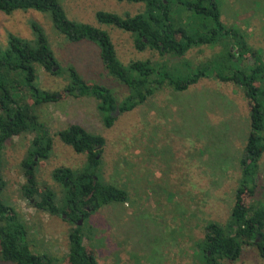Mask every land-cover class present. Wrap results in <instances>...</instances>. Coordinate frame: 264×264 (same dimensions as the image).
<instances>
[{"label":"rangeland","instance_id":"obj_1","mask_svg":"<svg viewBox=\"0 0 264 264\" xmlns=\"http://www.w3.org/2000/svg\"><path fill=\"white\" fill-rule=\"evenodd\" d=\"M59 1L69 19L106 31L124 65L150 58L159 67L174 70V75L177 70L196 72L203 67H208V73L183 91L162 87L133 109L115 113L110 127H105L103 114L93 97L66 96L35 104L30 91L25 90L24 100L40 115L52 135L48 157L36 165V178L42 190L48 187L53 191L60 211L51 214L36 209L20 192L25 180L20 161L32 133L13 136L1 146L0 168L6 182L3 201L15 208L28 227L25 240L30 249L49 254L53 264H66L68 233L78 221L70 220L71 212L61 211L66 188L55 181L52 173L57 167L77 170L87 162L85 154L75 152L56 135L57 130L75 123L104 138L100 162L94 171L100 181L127 191L125 202L101 205L82 217L78 225L84 245L96 252L97 264H203L196 243L204 237L207 223L224 224L230 219L235 189L243 175L239 159L249 130L248 105L242 89L213 76L221 47H192L185 55L189 60L151 49L137 50L133 44L135 33L99 22L96 12L134 15L144 11V2ZM215 1L221 22L228 29L225 43L237 42V37L230 36L231 30L251 50L258 51L264 62V0ZM188 14L172 18L192 30L196 23L185 21ZM32 23L42 28L61 70L59 74H51L35 64L34 84L39 90L64 88L69 81L66 68L72 65L85 84L106 86L119 104L130 94L131 90L104 67L98 45L85 39L68 41L54 27L48 12L34 9L0 12V49L7 47L9 33L33 39ZM242 57L244 63L258 61L257 56ZM181 60L189 63L187 69ZM21 74L17 70L12 75L18 92L25 89L21 87L25 83ZM255 197L264 200V155L259 161ZM221 263L264 264V255L258 247L243 244L236 259H223ZM0 264L13 263L0 261Z\"/></svg>","mask_w":264,"mask_h":264},{"label":"trees","instance_id":"obj_2","mask_svg":"<svg viewBox=\"0 0 264 264\" xmlns=\"http://www.w3.org/2000/svg\"><path fill=\"white\" fill-rule=\"evenodd\" d=\"M118 1L144 2L146 8L143 12L125 16L97 11L96 19L135 33L133 44L137 50L151 49L159 54L183 59L192 47H221L216 55L213 76L230 81L242 89L248 105L249 130L239 159L243 175L235 189L230 219L224 224L216 221L207 223L204 237L196 244L203 264H223V259L234 260L240 255L243 244L258 247L260 254L264 255V200L255 197L259 161L264 155V62L259 59L258 51L251 50L247 42L231 30L230 36L237 37V42L225 43L229 37L228 29L221 22L215 0ZM177 4L180 6L177 7ZM27 9L48 12L54 27L68 41L85 39L95 42L108 73L131 90L119 104L109 88L95 83L85 84L77 70L69 65L66 68L69 81L64 88L41 91L34 84L35 64L51 74L61 72L45 33L38 24L32 23L30 27L33 39L8 34L7 47L0 49V149L7 139L32 133L27 152L20 161L25 178L20 185V192L34 208L58 214L60 210L53 199L55 194L48 187L41 189L43 186L39 184L35 171L39 160L49 155L52 135L40 115L24 100L25 90L30 91L28 92L35 104L54 102L66 96L93 97L98 111L103 114L105 127H110L115 120V113L133 109L162 87H169L174 91L186 90L208 73V67L196 72L189 69L184 72L177 70L174 75V70L159 67L150 58L130 61L124 65L117 58L108 33L95 26L69 19L59 0H0V12L9 14L15 10ZM186 12L189 14L185 16V21H190L189 24L192 25L196 23V28L192 30L175 22L174 16ZM246 55L257 56L258 61L244 63L242 56ZM180 62L185 63L182 60ZM184 66L187 69L189 63ZM17 70L21 71L25 80L21 85L25 89L20 93L12 76ZM56 135L75 152L85 154L87 161L84 167L77 170L69 167H57L53 170L55 181L66 188L65 205L61 207L63 213L71 212L72 219L78 221L101 205L126 201L127 191L124 188L104 183L94 173L105 143L102 135L75 123L57 130ZM5 186L0 168V261L13 264H53L54 259L49 254L36 253L30 249L25 240L28 227L15 208L2 199ZM81 232L80 227L75 225L68 233L64 260L66 264H97L96 252L92 247L84 245ZM256 237L259 238L258 241L254 240Z\"/></svg>","mask_w":264,"mask_h":264},{"label":"water","instance_id":"obj_3","mask_svg":"<svg viewBox=\"0 0 264 264\" xmlns=\"http://www.w3.org/2000/svg\"><path fill=\"white\" fill-rule=\"evenodd\" d=\"M76 224H77V225H80V224H81V217L79 218V220H78V222H77ZM254 240H255V241H258V238L256 237Z\"/></svg>","mask_w":264,"mask_h":264},{"label":"flooded vegetation","instance_id":"obj_4","mask_svg":"<svg viewBox=\"0 0 264 264\" xmlns=\"http://www.w3.org/2000/svg\"><path fill=\"white\" fill-rule=\"evenodd\" d=\"M71 221H75L74 219L70 218ZM258 238V237H257ZM259 239V238H258Z\"/></svg>","mask_w":264,"mask_h":264}]
</instances>
